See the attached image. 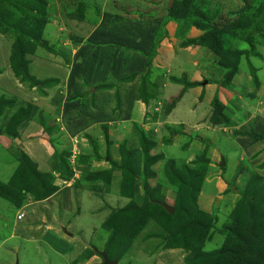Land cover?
I'll return each instance as SVG.
<instances>
[{"label": "crops", "instance_id": "1", "mask_svg": "<svg viewBox=\"0 0 264 264\" xmlns=\"http://www.w3.org/2000/svg\"><path fill=\"white\" fill-rule=\"evenodd\" d=\"M45 1L47 2V15L54 14L52 9H55L56 0ZM95 1L102 7L101 10L97 11L99 12L98 16L94 14L95 9H93L91 3H95ZM118 1L123 6L122 15L125 16L126 11L129 10L128 6L131 0ZM105 2L108 3L109 0L58 1V8H62V29H67V26L63 23L71 21L75 23L74 30L78 31L79 27L90 21L92 28L89 33H91V38L96 37L94 34H97L98 31L95 28L105 24L113 17L110 12L106 13ZM133 2L136 4L132 6L135 7L136 12L138 11V13H134V16H137L134 21L136 27L124 20L109 28L106 27V32L109 35L115 34V38L108 37L107 39L105 36L106 46L109 49L108 51L100 50L101 55L108 52L105 61L98 63L101 67L85 66L78 70L75 69L77 70L75 72H71L69 67L58 69L61 66L57 62L59 58L57 52L60 51L48 47L46 42L48 37H46V32H43L42 37L46 40L44 43H47V45H42L44 48L39 47L37 49L36 47L34 53L26 58L29 62V74L39 81L52 80L53 82L47 85L46 91L49 94L57 93L62 98L58 107L59 113H55L54 106L50 107V112L54 114L51 113V123L48 124V129L45 131L42 126H38L42 120L39 118V121L38 118L34 117L33 110L30 116L31 121L28 118L18 125L15 136L6 132L9 109L19 106V103L23 101L28 103L30 99L34 98L35 94L32 91L30 92L28 88L25 90V86L20 81L21 78L17 77L11 68L12 45L8 47L3 43L12 35L0 34V99H4L6 102L4 104L5 110L3 109L4 112L0 115V154L1 156L7 155L8 151L13 152L14 150H16L17 155L20 151L24 152L30 161L36 164L40 172L53 175L54 186L57 187L54 194L41 201L30 200L32 199L30 196L22 207L17 208L16 217L19 213L25 212L23 213L24 216L28 214L31 216V220H35L34 209L39 207L38 209L41 211L36 210L42 214L45 208L43 205L47 203L53 204L54 208L58 207L67 213H71L75 209V204L78 205L82 201L81 194L89 200L91 198V201L93 197L96 203V197H100L98 196L100 194V184L115 176L120 179L121 173L115 169L110 173L111 175H105L101 178L91 176L93 173L109 172L112 170V163H120L119 146L124 142L126 143L125 147L132 153L133 170L136 176L132 200L137 206H141L144 200V192L139 180L141 182L144 180L143 153L136 144L137 137L134 133V127H138L146 135L153 137L155 142V147L152 150L153 155L165 154V151L168 150L166 154L173 156L175 160L181 159V161H188L192 164L198 157L204 155L210 163L205 179L207 185L209 184L208 181L213 182L222 173L219 168L213 172L215 164L218 165L217 161L223 159L226 165L225 143L228 139L232 140L235 145L232 147L235 150L241 151H239L237 161L242 159L240 154L242 153V146H245L241 143L244 138L241 137L243 134L231 132L230 129L228 131L227 128H233L231 126L224 127L221 123L215 125L210 121V105L214 97L217 96L222 105L227 106L223 99L229 93L227 90L231 92L233 89L220 86V78L213 79V76L210 75L209 72L213 73L214 69L216 70V64L214 59L201 56L206 54L202 51L206 48L193 45L186 48L181 47L182 40L189 38L190 32H194L195 28H190L185 36L178 38L176 36V30H178L176 21L166 20L164 30L158 28L160 20L163 19L160 17L162 15L160 14L161 6H159L157 0H138V2L132 0ZM79 4H82V6ZM75 6L81 9H77L75 14H71ZM47 23L44 29L51 30V28H55L53 22ZM196 31L198 30L196 29ZM197 34L199 36V33ZM73 37L78 39L74 44L76 45L75 48L64 50L65 52L74 53L73 51L80 45L81 38L79 36V38ZM152 46L155 47L156 54L152 59L149 78L152 87L149 88L148 92L151 98L149 104L146 105L138 98V90L141 84V73ZM130 47L138 51L140 59L135 57L134 53H131ZM76 66L77 63L74 67ZM217 70L222 71L220 68ZM132 74H137L132 81H120V79ZM173 78L177 80L185 78L187 83L193 85L184 91L181 98L167 112L170 102L183 89V84L173 81ZM246 81L240 70L233 76L231 83L233 87L237 84L243 86ZM25 85L27 84L25 83ZM99 85L111 87L96 89ZM116 97L119 100V108H116ZM7 104H9V107H7ZM119 109L120 111H118ZM65 116H67V119ZM111 123L113 125H110ZM104 125L107 127L109 144L105 142L102 136ZM217 144L221 145L224 151ZM74 149L77 150L79 157L78 159L71 158L68 162L73 174L69 179L63 178L60 172L62 166L58 160L59 157L57 158L55 154L71 152V157ZM163 156L165 160L166 155ZM51 157L53 161H50ZM12 161H15V159H12ZM4 165L6 166V164ZM8 166L11 165L8 164ZM233 168L234 163H232L230 176ZM72 178L77 179L75 182H71ZM224 179L227 181L225 177ZM118 187L120 189V185ZM216 187L219 188V192H222L225 188L221 183L216 184ZM212 196L211 191L201 190L198 202L202 211L210 213L209 208L212 202L210 199ZM237 197L239 198L238 195ZM237 197H234V194L226 195L222 202L224 200L236 202L238 201ZM124 198L126 204L129 199ZM91 210L94 214L99 212L95 205ZM38 220L36 219L35 222ZM73 224L74 221L68 219L66 214L62 215V224L59 226L61 232L54 230L55 233L52 235L56 251L66 258V264H103V260L97 251H103L102 248L108 233L105 232L102 237L91 242L98 249L79 241L81 243V250L79 251L77 250L78 245H75L78 242L75 237L78 235L72 234L70 231ZM44 226L48 227V225ZM47 229L48 232L53 231L49 227ZM139 237L135 240H138ZM133 246L132 244L127 252L128 254H126L128 258L131 257L127 261L138 259V257L132 256ZM158 248L161 251L167 250L163 249L160 243ZM87 250L93 252L89 256H85ZM172 250L183 251L178 248Z\"/></svg>", "mask_w": 264, "mask_h": 264}, {"label": "trees", "instance_id": "2", "mask_svg": "<svg viewBox=\"0 0 264 264\" xmlns=\"http://www.w3.org/2000/svg\"><path fill=\"white\" fill-rule=\"evenodd\" d=\"M193 0H171L167 7V20L176 21L178 24L177 37L185 36L190 28H196L201 34L194 39L185 38L181 47L200 46L205 47L217 57L215 64L224 72L220 81V86L233 89L231 80L240 71L242 57L250 63V57L258 55L254 51L255 46L252 39L255 33L264 36V2L256 7L252 15H247L252 6L244 0V5L237 10L231 11L236 17L233 25H216L210 21L203 13H199L201 21L204 17L208 22L202 23L199 20L189 19L194 8ZM82 6V4H79ZM47 2L45 0H0V34H12L13 43L10 54V65L17 77L21 81H27L38 86H47L52 80L37 81L28 70L27 54L34 53L38 45H42L41 36L47 23ZM80 10L81 8H77ZM231 24V23H230ZM221 26V27H220ZM249 30L244 36L241 31ZM258 36L261 38V36ZM244 40L248 45L247 50H238L237 42ZM264 40V37H263ZM263 42L262 40H260ZM253 52V54H251ZM156 54L155 47L152 46L147 56L145 67L141 73V84L138 90V98L149 104L151 98L148 90L151 86L149 78L151 74L152 59ZM255 69L251 67V75L257 85ZM137 74L120 79V81H132ZM185 78L173 81L183 84V89L174 98L168 107L167 112L181 98L184 91L192 86ZM34 84V85H35ZM111 86L99 85L96 89L110 88ZM61 102V100H60ZM58 101V106L60 105ZM6 104L4 99H0V106ZM212 124H229V120L224 114V105L218 101L217 96L211 102ZM2 107H0L1 110ZM30 105L26 108H19L10 119L6 132L16 135L17 125L26 120L30 114ZM116 108H119V100L116 97ZM149 114V113H148ZM105 142L109 144L107 127L104 125ZM135 136L140 142L143 153V182L142 190L144 200L141 206H137L132 200L133 186L136 176L133 170L132 153L126 147L121 154L119 167L121 173L120 195L129 199L128 203L109 215L102 224L103 229L109 232L104 252L109 260L115 258L119 261L126 251L131 247L133 241L140 232L152 220L158 227V232L150 234L153 237L162 239L163 249H182L187 254L183 264H264V184L263 178L257 172H250L245 188L240 191L241 198L236 203L229 220L216 227L217 216L199 209L197 199L202 190L209 171V161L204 155L193 161V168L182 166L176 169L172 160L166 164L164 175L169 184L175 187L172 199V206L167 204V195L161 193L164 183L161 184L160 175L156 172V166L164 158L162 154L153 155L152 150L155 142L151 135H146L138 127H134ZM261 139L264 136L254 139ZM122 143L120 146L123 148ZM70 153L63 152L55 154L60 161L61 177L69 179L73 172L69 166ZM73 155V153H72ZM67 157V158H66ZM70 157V158H69ZM79 154L76 153L75 159ZM20 167L18 172L10 179V183L0 182V198L9 202L16 208L22 207L23 203L31 196L35 201H41L57 190L54 186V177L51 173L40 172L35 163L20 152ZM26 165V169L24 166ZM27 164L29 167L27 168ZM68 167V168H67ZM263 166L261 165V168ZM224 169L221 168L220 170ZM109 172L93 173L91 177L101 178L109 175ZM162 204L171 207L173 214L168 213ZM218 210H216L217 212ZM225 235L221 247L216 250L206 251L204 246L210 242L214 232ZM117 248L112 257L110 252ZM93 251L87 250L85 256H89ZM111 256V257H110Z\"/></svg>", "mask_w": 264, "mask_h": 264}, {"label": "rangeland", "instance_id": "3", "mask_svg": "<svg viewBox=\"0 0 264 264\" xmlns=\"http://www.w3.org/2000/svg\"><path fill=\"white\" fill-rule=\"evenodd\" d=\"M58 1H62V0H56V4H54L55 9H52L54 14L48 12L50 14L46 16L47 22L48 23L53 22V24H55V28H51V30L49 29L46 30V28L44 29L43 32L44 33L46 32V37H48L47 41L44 40L43 37L41 36V39L43 41L42 45L45 44L46 46L48 43V47L56 48L58 51H60L57 52L59 54L58 55L59 58L57 59V62L61 66L59 68L57 67L58 69L62 67L64 69H67L69 67L71 72H75L78 69H81L85 66L90 67L91 65H93L96 67H101L99 66L100 64L98 63H101L103 60L105 61L108 52L107 54L105 53L104 55H101L100 50L108 51L109 49V47L106 46V42H105L106 37L107 39L108 37L112 39L115 38V34L109 35L106 32L105 30L106 27L109 28L112 25L120 23L122 20L130 22L131 25H134L136 27L134 21L136 20L137 16L135 17L134 13H138V11L136 12L135 7L132 6L133 4L136 3L135 2L132 3L131 0V3L128 6L129 10L127 11L125 10L126 15L124 16L122 15L123 6L120 4V2L118 0H109L108 3L105 2L104 4L105 10L106 13L110 12L111 14H113V17L111 18V20H108L105 24L95 28L98 31L97 34H94V36L96 37L91 38L92 37L91 33H89V30L92 28V24L90 21H87L85 24H83L82 27H79L78 31L74 30L75 23L71 21L67 23H63V25L67 26V29H62V8H58L57 6ZM157 1L159 2V6H161L160 14L162 15L160 17L163 19L160 20L161 24L159 23L158 28L164 30L166 20L168 19L166 16L165 9L170 6L171 0H157ZM262 1L264 2V0H246V2L249 3L253 8L249 10L247 15L248 16L252 15L253 11L256 9L258 5L262 3ZM91 3L93 5V9H95L94 14L98 16L99 12L97 11L101 10L102 8L101 5H99L97 1H95V3L94 2ZM192 5L194 6V8L192 9L189 17V19H192L191 21L199 20V22L205 23L208 22L207 19H209L212 22L216 21L214 23L216 25L232 26L233 25L232 21H235L236 17L232 16L231 11L240 9L244 5V0H193ZM77 8L78 7L75 6L73 9L74 11L72 10L73 13L71 14H75ZM195 11L203 13L204 16L207 17V19L204 17L203 18L204 21H201L200 18L202 19V17L201 16L199 17L198 16L199 13L197 12H196L197 14L196 16ZM247 31L249 30L241 31L240 34L244 36ZM194 32L192 31L190 32L189 39L196 38L195 36L198 35L197 33H199V35L201 34V31L199 30L196 31V28ZM258 34L255 33V36L252 39V43L255 46L254 51H256V54L258 53V55L251 56L249 60L250 63L244 57H242V61H241L240 70H241V74L244 75L247 80L246 84L243 86L237 84V86H234L231 92L227 90L229 93L226 94L225 99H223V101L227 103V106L224 105L223 112L228 118L230 123L224 124L223 122H221V125L224 127L231 126L233 128H227V130L230 129L231 132H239L243 134V136L241 135V137L244 138L241 143L244 144L245 146H242V153L240 154L242 159L240 161H237L238 154L241 151L235 150L234 147H232L235 146L232 143V140L228 139L227 142L225 143L226 165L224 164V166L221 167L220 166L221 161H217L218 165L215 164V168H213V172H215L218 170V168L221 169L224 167V169H222V173L213 182L208 181L209 183L208 185L205 184V181L201 185L202 189L209 190L213 194V196L210 199L212 202L209 211L211 214L217 216L218 218V222L216 223L217 228H220L221 225L225 224L229 220V216L233 211L236 203L238 202V201L230 202L229 200L228 201L224 200L222 202V200L226 197V195H232V194H234V197H237L238 195L239 198L238 197L237 198L239 200L241 198L240 191H242L245 188L248 178L250 176V172H257L259 175H261L264 184V142L259 138L254 139L255 136L256 137L264 136V40H263L264 36L259 34L261 36L260 38ZM77 35L81 38L80 45H78L75 51H73L74 53L72 52L69 53L68 51L65 52L64 50L72 49L74 46H76L74 44L76 40L78 41V39H75L73 36L78 37ZM260 40H262L263 42H261ZM44 41H46L47 43H44ZM11 43H13V35L11 36V38L6 39L3 44L9 47L10 45H12ZM237 43L238 44L236 48L238 50L248 49V45L246 44V42H244V40L240 39V41H238ZM42 45H38L37 49L39 47L44 48ZM130 51L131 53H134L135 57L137 58L139 57L140 59V54L136 49L130 47ZM202 51L206 54H203L201 56L209 57L211 59H214L216 62L217 57L213 55L212 52H210V50L206 48L203 49ZM251 54H253V52ZM29 57L30 54H27L26 58ZM76 63L77 66L74 67ZM251 67H253L256 71L255 75L257 78V85L251 75ZM218 68L219 67L216 65V70L214 69L213 73L212 72L209 73L211 76H213V79L217 77L220 78L221 80L224 72L218 71L217 70ZM22 83L25 86L24 87L25 90H27L28 88L30 92L31 91L34 92L35 94L34 98H38V99H34V98L30 99L28 103L27 101L20 102L19 106H16L13 109H9L8 123L12 118V116L17 112L18 110L17 108L19 107L26 108L27 106L30 105L31 109L29 108L30 109V114L28 117L29 120L31 121L30 116L34 110L33 112L34 117L38 119L40 118L42 120L40 121L39 119L40 125L38 126L40 127L42 126V128H44V131L47 130L48 124L51 123L50 119H52L51 117L52 112H50V107L54 106L53 109L55 113H59L60 110L58 109L59 107L58 101L60 102L62 98L57 93L49 94L46 91L47 86L44 87L38 86L35 83L34 85L25 80L22 81ZM25 83L27 85H25ZM224 88L229 89L228 87H224ZM218 101L222 103L220 100ZM34 104H37L39 106H35ZM0 107H2L0 110V115H2V112H4L5 110L4 109L5 105ZM7 107H9V104H7ZM118 111H120V109ZM65 118L67 119V116H65ZM24 121H21L18 125H20ZM110 125L113 124L111 123ZM102 134L104 138V133ZM230 136H232V134H230ZM136 144L139 147L141 146L140 142H138V138H136ZM217 146L223 150V147L221 145L217 144ZM124 149H125V145H123V148L119 146V151L122 152V150ZM14 151L13 152L8 151L7 155L1 156L0 154L1 183L9 184L10 179L14 177V175L18 172L20 166V161L18 159L20 152L22 151L19 152V155L16 154V150ZM22 153L25 155L24 152ZM166 153H168V150L165 151V154H162V155H166V158L165 160L163 158L162 161L158 162L156 166L157 167L156 172L158 175H160V177L159 176L157 177V180L160 178V180L162 181L161 184L164 183L161 189V193L167 195L168 197L167 204L172 206V203L174 202V198L172 199V195L175 187L169 184L168 180L164 175L166 164L169 160H172L176 169H180L182 166H188L190 168H193V164L188 161H181V159L175 160L173 156ZM12 159L13 160L15 159V161H12ZM50 161H53L52 157ZM120 163L119 164L112 163L111 171L113 172V170L115 169L119 170L117 166L119 167ZM232 163H234V168L232 175L230 176ZM4 164H6V166ZM8 164H10L11 166H8ZM22 164L24 166V163ZM261 165L263 166L262 168ZM28 167L29 165L27 164V168ZM24 169H26V165L24 166ZM224 177L227 179V181L224 179ZM121 180L122 178L119 179L118 176H115L111 178L109 181L107 179V181L101 183L99 187L100 194L99 195L97 194L100 197H96L97 200L96 203L94 202L93 197H92V201H93L92 202L91 198L89 200L83 194H81L82 201L78 205L75 204V209L71 213H67L66 211L59 209L58 207L54 208L53 204L47 203L43 205L45 208L43 209V213L40 214L38 212V210H40L38 209L39 208L38 207L36 208L38 210L34 209L35 216L33 215L35 220L39 219L36 222L34 219L31 220V216H29L28 214L27 215L25 214L24 218L18 220L17 219L18 216L16 217L17 208L12 204H10L9 202L0 198V264H66V258L60 255V253H58L54 248V244H53L54 240L52 236L54 235L55 231L61 232L60 231L61 228H59V226H61L62 224V215L64 214L67 215L68 219H72L74 221V224L72 225L70 231L72 232V234L78 235L77 237H75V239L78 241L75 243V245H78L77 250L79 251L81 250L80 242H85L87 246L91 245L95 249H98V247L91 242H93L94 239H98L99 237H102V235H104L105 232H107L109 235V232L103 229L102 224L107 220L106 218L109 215H112L118 209H122L128 203L127 201V203L125 204L126 199L124 198V196L120 195V189L118 186L121 184ZM139 182L140 184L142 183L141 180H139ZM218 183H221L222 186L223 185L225 186V188L223 189L224 191L222 190V192H219V188L216 187V184ZM30 200H33V198ZM197 203L199 209H202L200 208L198 199H197ZM93 205H95L97 211H99L96 214H94V212L91 210ZM216 210L218 211L216 212ZM19 212H23V211H19ZM19 214L21 215V213ZM149 223L138 235L140 236L138 240H134L132 243L134 245L131 250L133 252L132 256L138 257V259H135L133 261L132 260L127 261L131 258V257L128 258L126 256V254H128L127 252L131 248L130 247L126 251L124 256H122L121 259L117 262V264H145V263L183 264L184 258L187 253L185 251L172 250V249L161 251L160 248H158V245L159 243L162 244V239H158V237H153L150 235V234L156 235V233L158 232L157 231L158 227L155 224V222L152 220ZM44 225H48L49 229L51 230L53 229V231L48 232L47 229L48 227ZM213 232L214 235L212 240L210 242H206L204 246V250L206 251L216 250L219 247H221L223 240L225 238V235L219 234L217 230H213ZM56 238L58 239L57 236ZM107 238L102 248L103 251L105 249ZM116 250L117 248H115V250L110 252L112 257L115 255L114 253L116 252ZM67 259L69 258L67 257Z\"/></svg>", "mask_w": 264, "mask_h": 264}, {"label": "water", "instance_id": "4", "mask_svg": "<svg viewBox=\"0 0 264 264\" xmlns=\"http://www.w3.org/2000/svg\"><path fill=\"white\" fill-rule=\"evenodd\" d=\"M224 161H223V159L221 160V163H220V166L222 167V166H224ZM162 206L164 207V209L168 212V213H170V214H173V212H174V210L171 208V207H169V206H166V205H164V204H162ZM70 235V234H69ZM97 253H98V255L103 259V264H117V262H118V260L117 259H114V260H109L108 258H107V256H106V254H105V252L104 251H97Z\"/></svg>", "mask_w": 264, "mask_h": 264}, {"label": "clouds", "instance_id": "5", "mask_svg": "<svg viewBox=\"0 0 264 264\" xmlns=\"http://www.w3.org/2000/svg\"><path fill=\"white\" fill-rule=\"evenodd\" d=\"M77 178H72L70 181L71 182H75V180H76ZM22 214V213H21ZM24 217V214H22V216L20 215V214H18V217H17V219L18 220H20V219H22ZM103 260V259H102ZM112 261V260H111Z\"/></svg>", "mask_w": 264, "mask_h": 264}, {"label": "built area", "instance_id": "6", "mask_svg": "<svg viewBox=\"0 0 264 264\" xmlns=\"http://www.w3.org/2000/svg\"><path fill=\"white\" fill-rule=\"evenodd\" d=\"M76 153H77V150L74 149L73 155H72V157H71L72 159L75 157ZM21 216H22V214H21Z\"/></svg>", "mask_w": 264, "mask_h": 264}]
</instances>
